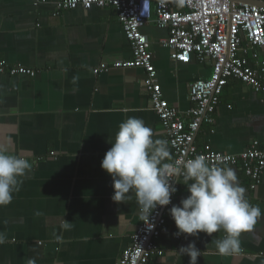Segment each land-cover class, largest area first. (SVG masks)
Listing matches in <instances>:
<instances>
[{
	"label": "crops",
	"instance_id": "obj_1",
	"mask_svg": "<svg viewBox=\"0 0 264 264\" xmlns=\"http://www.w3.org/2000/svg\"><path fill=\"white\" fill-rule=\"evenodd\" d=\"M58 1L0 0V60L35 72L34 78L0 75V148L32 165L12 202L0 206L5 235L0 264H118L146 217L134 198L127 203L112 199L113 181L101 161L128 117L142 119L154 140L165 135L143 88V70L93 73L131 58L114 10L57 13ZM142 31L164 99L185 113L191 107L190 85L210 76V64H176L159 44L167 30L148 25ZM258 54L264 60V51ZM254 140L264 149V102L229 80L214 123L200 125L194 145L199 151L236 155ZM231 168L249 202L264 212V173L251 190L240 167ZM179 182L173 205L188 195ZM168 209L156 241L162 254L149 264H189L179 249L191 242L201 251L198 264H264V219L242 234L239 254L225 257L215 254L211 243L222 232L175 237ZM64 219L73 223L70 230L60 227Z\"/></svg>",
	"mask_w": 264,
	"mask_h": 264
},
{
	"label": "built area",
	"instance_id": "obj_2",
	"mask_svg": "<svg viewBox=\"0 0 264 264\" xmlns=\"http://www.w3.org/2000/svg\"><path fill=\"white\" fill-rule=\"evenodd\" d=\"M260 4L264 0H60L55 8L57 13L113 9L130 47L131 58L111 66L101 65L93 71L94 75L112 69L143 70V88L169 142L173 160L203 155L215 164L216 158L221 157L228 166L240 167L250 180V189L254 190L264 173V149L258 141L250 142L243 152L230 155L199 151L193 140L202 123H214L215 110L229 80L248 87L264 102V60L258 54L264 51V6ZM148 25L167 30V37L159 44L169 52L171 61L179 65L193 60L210 64V76L190 85L191 107L185 113L163 97L149 41L142 31ZM249 58L254 60L253 64ZM0 75L34 78L35 72L0 60ZM174 186L178 189V183ZM175 200L176 193L168 206L158 207L149 220L145 218L118 264H149L153 256L162 254L156 241L165 227L166 210Z\"/></svg>",
	"mask_w": 264,
	"mask_h": 264
},
{
	"label": "clouds",
	"instance_id": "obj_3",
	"mask_svg": "<svg viewBox=\"0 0 264 264\" xmlns=\"http://www.w3.org/2000/svg\"><path fill=\"white\" fill-rule=\"evenodd\" d=\"M152 137L151 129L140 118L128 117L119 124L101 161L102 170L113 181L112 199L127 203L134 198L142 218L149 220L158 207L171 203L177 192L174 185L182 178L188 195L168 209L177 229L173 235L198 237L200 233L212 236L222 232L221 238L211 241L215 254H239L242 234L264 219V212L249 202L234 170L221 157L215 164L203 155L173 160L169 142ZM31 167L28 159L0 148V206L12 202L22 183L20 178ZM60 227L70 230L73 223L64 219ZM4 243L5 235L0 233V245ZM179 253L189 257V264H198L201 256L194 242L181 246Z\"/></svg>",
	"mask_w": 264,
	"mask_h": 264
}]
</instances>
